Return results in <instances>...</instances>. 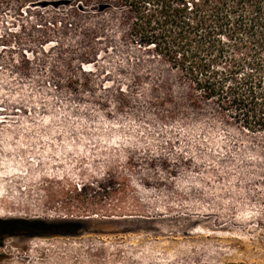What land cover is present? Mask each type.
<instances>
[{"label":"rangeland","instance_id":"1","mask_svg":"<svg viewBox=\"0 0 264 264\" xmlns=\"http://www.w3.org/2000/svg\"><path fill=\"white\" fill-rule=\"evenodd\" d=\"M125 9L0 0V264H264V134L158 103Z\"/></svg>","mask_w":264,"mask_h":264},{"label":"trees","instance_id":"2","mask_svg":"<svg viewBox=\"0 0 264 264\" xmlns=\"http://www.w3.org/2000/svg\"><path fill=\"white\" fill-rule=\"evenodd\" d=\"M119 2L134 42L167 71L154 88L164 95L158 103L175 109V89H184L179 107L211 106L239 128L264 134V0Z\"/></svg>","mask_w":264,"mask_h":264},{"label":"water","instance_id":"3","mask_svg":"<svg viewBox=\"0 0 264 264\" xmlns=\"http://www.w3.org/2000/svg\"><path fill=\"white\" fill-rule=\"evenodd\" d=\"M40 223H41L40 221H27V224L32 225V226H38V225H40ZM70 224H72V223H70V222L63 223V225H70ZM50 226L52 227L53 225H49V227Z\"/></svg>","mask_w":264,"mask_h":264},{"label":"flooded vegetation","instance_id":"4","mask_svg":"<svg viewBox=\"0 0 264 264\" xmlns=\"http://www.w3.org/2000/svg\"><path fill=\"white\" fill-rule=\"evenodd\" d=\"M22 233H24V232H23V231H19V232H18V234H22Z\"/></svg>","mask_w":264,"mask_h":264}]
</instances>
